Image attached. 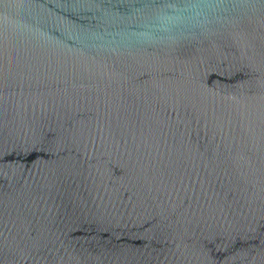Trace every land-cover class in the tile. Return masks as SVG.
Returning <instances> with one entry per match:
<instances>
[{
	"label": "water",
	"instance_id": "95a60500",
	"mask_svg": "<svg viewBox=\"0 0 264 264\" xmlns=\"http://www.w3.org/2000/svg\"><path fill=\"white\" fill-rule=\"evenodd\" d=\"M0 264H264V0H0Z\"/></svg>",
	"mask_w": 264,
	"mask_h": 264
}]
</instances>
